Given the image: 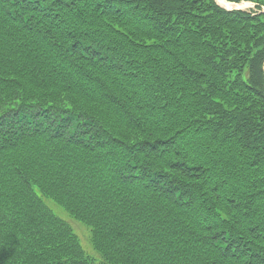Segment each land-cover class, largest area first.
Segmentation results:
<instances>
[{
	"label": "trees",
	"instance_id": "16d2710c",
	"mask_svg": "<svg viewBox=\"0 0 264 264\" xmlns=\"http://www.w3.org/2000/svg\"><path fill=\"white\" fill-rule=\"evenodd\" d=\"M244 1L0 0V264H264Z\"/></svg>",
	"mask_w": 264,
	"mask_h": 264
},
{
	"label": "rangeland",
	"instance_id": "374dc122",
	"mask_svg": "<svg viewBox=\"0 0 264 264\" xmlns=\"http://www.w3.org/2000/svg\"><path fill=\"white\" fill-rule=\"evenodd\" d=\"M52 209L60 216L62 217L72 228V230L76 233V235L79 237V240L83 246V248L90 252V246L88 243V229L87 227L80 223L79 221L71 218L67 215V213L58 205H55L53 203H48Z\"/></svg>",
	"mask_w": 264,
	"mask_h": 264
},
{
	"label": "water",
	"instance_id": "95a60500",
	"mask_svg": "<svg viewBox=\"0 0 264 264\" xmlns=\"http://www.w3.org/2000/svg\"><path fill=\"white\" fill-rule=\"evenodd\" d=\"M215 2L226 10H247L255 8V3L251 1L232 2L228 0H215ZM261 12L264 13V6L261 8Z\"/></svg>",
	"mask_w": 264,
	"mask_h": 264
},
{
	"label": "bare ground",
	"instance_id": "6f19581e",
	"mask_svg": "<svg viewBox=\"0 0 264 264\" xmlns=\"http://www.w3.org/2000/svg\"><path fill=\"white\" fill-rule=\"evenodd\" d=\"M244 1V0H243ZM248 10V9H247Z\"/></svg>",
	"mask_w": 264,
	"mask_h": 264
}]
</instances>
